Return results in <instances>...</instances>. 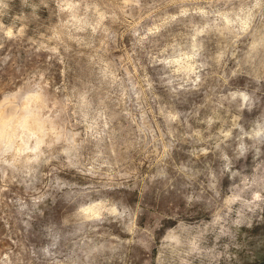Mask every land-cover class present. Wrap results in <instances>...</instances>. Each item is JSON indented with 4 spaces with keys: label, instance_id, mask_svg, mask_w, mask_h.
Listing matches in <instances>:
<instances>
[{
    "label": "rangeland",
    "instance_id": "1",
    "mask_svg": "<svg viewBox=\"0 0 264 264\" xmlns=\"http://www.w3.org/2000/svg\"><path fill=\"white\" fill-rule=\"evenodd\" d=\"M0 109V264H264V0H0Z\"/></svg>",
    "mask_w": 264,
    "mask_h": 264
},
{
    "label": "bare ground",
    "instance_id": "2",
    "mask_svg": "<svg viewBox=\"0 0 264 264\" xmlns=\"http://www.w3.org/2000/svg\"><path fill=\"white\" fill-rule=\"evenodd\" d=\"M8 108V107H7ZM4 110H5V108H4ZM8 110V109H7ZM6 116H5V113H4V111H2V109H0V127L2 126V124H3V122H4V120L6 121ZM23 118V117H22ZM29 118V117H28ZM27 119V118H26ZM24 119H22V121H23ZM34 120V119H33ZM24 122V121H23ZM34 123H35V121H34ZM34 123L32 122V119H29V120H26L25 121V124H26V126H25V124H24V126L26 127V128H28V129H30L29 131H32L34 128H35V126H34ZM9 124H7V126H8ZM21 125H23V124H21ZM37 125V124H36ZM23 126V127H24ZM37 126H39L40 127V125H37ZM4 127V126H3ZM2 127V128H3ZM10 129V128H9ZM12 130V129H11ZM35 130V129H34ZM37 131V130H36ZM7 132H8V130H7ZM0 138H2V137H0Z\"/></svg>",
    "mask_w": 264,
    "mask_h": 264
}]
</instances>
